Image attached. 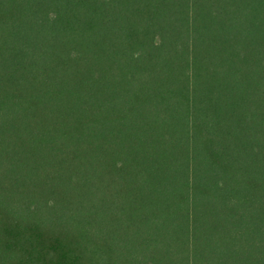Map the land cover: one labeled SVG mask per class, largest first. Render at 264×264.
Segmentation results:
<instances>
[{
  "label": "trees",
  "instance_id": "1",
  "mask_svg": "<svg viewBox=\"0 0 264 264\" xmlns=\"http://www.w3.org/2000/svg\"><path fill=\"white\" fill-rule=\"evenodd\" d=\"M0 264H264V0H0Z\"/></svg>",
  "mask_w": 264,
  "mask_h": 264
}]
</instances>
